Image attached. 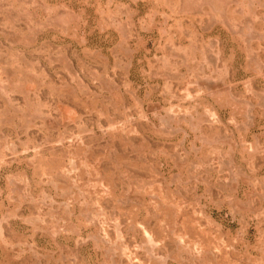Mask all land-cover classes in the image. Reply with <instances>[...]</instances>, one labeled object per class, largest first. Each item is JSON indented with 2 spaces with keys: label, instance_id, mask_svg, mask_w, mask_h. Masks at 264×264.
<instances>
[{
  "label": "rangeland",
  "instance_id": "rangeland-1",
  "mask_svg": "<svg viewBox=\"0 0 264 264\" xmlns=\"http://www.w3.org/2000/svg\"><path fill=\"white\" fill-rule=\"evenodd\" d=\"M0 264H264V0H0Z\"/></svg>",
  "mask_w": 264,
  "mask_h": 264
}]
</instances>
